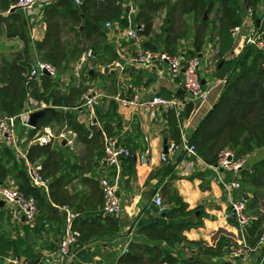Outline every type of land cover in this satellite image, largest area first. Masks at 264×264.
<instances>
[{"label":"crops","instance_id":"obj_1","mask_svg":"<svg viewBox=\"0 0 264 264\" xmlns=\"http://www.w3.org/2000/svg\"><path fill=\"white\" fill-rule=\"evenodd\" d=\"M14 1L0 0V61L3 59L10 60L23 51L25 46L21 34L23 33L28 40L32 62L39 58L38 51L34 48V40L42 37L45 23L38 8L28 11L15 6L12 9L13 6L10 7V5ZM139 2L140 0H122V5L129 6L127 12L122 10V13L127 16V24L113 22L107 28L98 49L93 50L92 47L88 46L93 52L92 56L86 57L85 60L82 59L83 53L89 49L87 48L79 56L70 57L67 67L59 72L54 85V88L63 94L68 93L73 85L77 86L80 83H83L84 86L94 85L100 98L95 108L99 110L103 118L108 112L110 125L117 131L116 136L120 141L118 142L127 146L134 154L131 159L123 160L124 158H122L118 170L117 168H108L104 165L102 159L96 160L97 148L86 146V143L82 141L77 132L65 124L45 125L31 134L33 127L26 126L22 128L19 121L14 123L17 134H20L18 125L21 130H26L25 137L27 139L25 141L22 138V142H20L22 150L28 148L29 140L33 135L49 130L52 133L49 141L51 145L62 149L67 148L65 149L66 154L62 171L66 170V166H68L67 160L72 161L74 156L78 157L75 164L80 166L75 168L74 173L71 172L75 176L64 186L71 195L70 204H58L49 197L48 188L40 189L45 204L41 210L40 218L33 225L23 219L24 215L20 212L16 203L0 199V233H5L11 238H22L23 247H28L34 253V260L38 259V264H118V255L125 252V248L128 249V245L132 241L159 245L170 250L173 255L176 254V249H184L182 240L171 237L173 244L170 245L168 240L148 234L151 230L149 225L154 223L153 229L154 227L158 229V224H164L168 226L165 228L166 230L177 233L179 229L169 226L170 224L196 220L199 210L193 214L178 215L177 217H170L166 212L173 206V202L168 201V198L174 191H177L183 200L188 203V208L199 206L206 212L202 226L181 230V233L185 234L188 239L202 238L210 241L218 228H224L234 237H237L239 232L233 217L226 215L229 212V195L223 183L224 180L230 177L228 172L220 169L215 170L199 155V159L195 161L191 173L183 174L180 170L171 166L177 155L168 162H163L160 160L159 154L164 150L166 143L171 140H180L181 137L189 140L195 126L216 100L222 88L236 79L247 66L250 57L245 54V49H251V47L242 45V43L238 45L235 40L233 47L220 58L216 53L218 49L215 40L206 37L202 47L199 50L195 49L193 45L195 33L194 14L193 12L186 13L184 15L187 24L186 35L173 46V51L180 52L186 48L197 51L196 55L201 60L198 74L205 90L204 95L195 101H191L193 109L188 116L183 117H179L178 112L173 108H161L155 117H151L142 106L120 105L116 98L121 95L131 97L138 94L140 97H147L157 93L164 96H177V93H180L181 95H178L180 98L187 96L186 92L179 91L181 88L180 78L172 79L169 76L168 64L165 59H159L149 64L131 61L133 54L144 49H150V47H146L145 43L146 40L151 38V35L140 33L139 39L135 41L127 39L124 34L125 28L129 26L130 21H133ZM5 4H8L6 9L2 7ZM247 8H241V28L252 22V20L255 24H259L264 19V0L257 2L255 7L256 16H253L252 9V18L248 15ZM13 12L17 15L12 16L11 13ZM158 14L164 19L165 9L158 11ZM160 17L158 15V27L155 28L158 32L163 23ZM19 19L21 25L18 24ZM257 19H259L258 23L256 22ZM9 21L17 23L10 35H8ZM68 25L65 24L62 29V39L66 40L65 32L69 31L71 33L69 39L74 42L77 38L74 32L68 29ZM75 27L77 28L76 25ZM78 39H80V46L83 44L88 45V41L81 35ZM163 48L164 41L159 39L156 49L163 50ZM115 61L120 62L121 66L116 65ZM82 74L85 77L84 80L81 79ZM77 100H80V96ZM52 106L54 109L57 107ZM168 109L171 110L167 111ZM75 110L77 111V120L87 128L88 134L92 133L90 127L96 126L102 132L104 140L109 137L102 127L101 120L97 119L96 123H90L92 114L86 105H79ZM2 146L7 147L5 142L0 139V161L6 162V166L10 171L7 178L18 188L16 182L18 181L16 177L17 168L21 167L29 180L26 160L13 151L17 163L13 165V159L7 160V153L5 149L2 150ZM145 149L149 151L147 160L144 162L140 161L138 156ZM262 156L264 154L254 158L250 163ZM177 157L179 158V156ZM108 174L111 177H117L120 210L117 213H102V215L111 216L110 220H104V218L98 216V211L103 203L98 179L100 176ZM90 177L97 179L98 184H95ZM15 178L16 181H14ZM155 191L162 194L165 201L164 208H159L153 203L152 196ZM239 194H243L239 188L232 193L234 197H238ZM244 195L246 194L242 196ZM77 204L82 207L80 212L76 210ZM62 206L76 212L73 219L75 224L83 216H87L88 223L90 221L89 216L92 214V216L97 215L105 227L103 233L94 230L85 235L83 239H79L77 243L72 245L69 256L65 258L60 255L58 250V240L63 230L67 212ZM13 211L18 216L13 215ZM254 216L255 218L247 226L245 233V241L249 244H253L252 242L260 238L258 237L259 232L264 230V218L260 221L256 214ZM43 218L45 221H43ZM228 219H232L234 223L228 221ZM258 220L259 222H257ZM111 224L113 225L111 226ZM93 225L99 227L100 230L102 229L95 222ZM12 255L10 251L6 256L11 257ZM6 256L0 258V264H9L8 259L5 258ZM20 256L25 257L24 255ZM261 256L262 251L258 250L240 258V262L241 264H253L260 260Z\"/></svg>","mask_w":264,"mask_h":264},{"label":"trees","instance_id":"obj_2","mask_svg":"<svg viewBox=\"0 0 264 264\" xmlns=\"http://www.w3.org/2000/svg\"><path fill=\"white\" fill-rule=\"evenodd\" d=\"M258 1L140 0L133 22L143 24L140 33L151 35V38L146 40V47L156 48L158 40L162 39L164 41L163 50L173 53V46L180 42L187 32L184 15L193 12L195 23L193 45L195 49L199 50L206 37H209L215 40L218 49L216 53L221 58L234 45L232 30L234 27L242 25L241 8L250 6L253 9V16H256L255 7ZM121 2L122 0H79V2L75 0H53L43 4L41 15L45 28L42 37L34 40V48L38 51L39 58L51 62L58 69L60 67L64 69L67 67L70 57L79 56L84 49L89 48L88 46L92 47L93 50L98 49L100 41L108 28L105 25L107 21L118 22V24H127L128 22L127 16L122 13V10L127 12L129 6L122 5ZM2 7L6 9L8 4ZM163 9H165V17L158 32L154 28V18L158 11ZM11 15L15 16L17 14L13 12ZM18 21V24L21 25L20 19ZM65 24H69L68 29L74 32L77 38L76 41L62 39V29ZM14 25L16 26L17 23L8 22V35L11 34V31H14ZM21 34L25 42L23 51L10 60L3 59L0 61V116L17 115L25 107L27 94L29 93L38 101L42 100L46 104L57 106L54 110L48 111L38 118L31 134L45 125L65 124L77 132L82 141L86 143V146L97 148L95 158L96 160H101L104 144L102 132L96 126H91V136L87 137L89 131L83 123L77 120V111L75 109L81 103L77 99L86 86L83 83L77 86L73 85L68 93L63 94L54 88L57 78H53L48 74L40 76V88L36 82L31 85L26 84L24 73L32 62L28 49V40L23 33ZM80 35L88 41V45H79L80 39L78 37ZM251 49H245V54L250 57L247 66L236 79L222 88L216 100L199 120L189 138L195 144L198 155L209 164L216 162L218 154L224 146L234 148L236 155L241 156L249 149V145L245 142L246 140L253 145L264 141V51L252 47ZM180 52L184 58L197 53L196 50L189 48ZM81 79H85L83 74ZM178 95L180 96L181 94L177 93ZM192 109V102L189 101L177 115L179 117L188 116ZM95 110L106 135L116 136L117 131L110 125L108 112L103 118L99 110L97 108ZM169 110L171 109L167 111ZM16 120L19 121L18 118ZM117 123L119 124L118 119ZM18 135L20 136L19 133ZM117 140L119 141L118 137ZM4 149L7 153V160L9 161L12 158L13 165L14 163L17 164L13 149L8 146H2V150ZM65 149L57 148L51 145L50 142L44 144L36 142L30 144L26 152L29 160L39 161L41 172L44 176L50 178L48 184L49 197L58 204H70L71 195L64 186L75 176L73 174L75 168L80 167L75 164L78 157L74 156L72 161L70 159L67 160L68 166L65 165L66 170L62 171L66 154ZM132 157L133 155H130L124 157L123 160L131 159ZM9 173L6 162L0 161L1 183L10 180L7 178ZM16 177L18 181H16V178L14 181L17 182L18 189L22 190L26 196L34 197L42 210L45 201L40 191L41 188L30 183V179L28 180L21 167L17 168ZM90 179L95 184H98L97 179L91 177ZM239 181L241 184L239 190L247 195L245 198L247 210L253 215L256 214L261 221L264 218V211H262L264 209V156L248 167L243 166L240 169ZM168 201L173 202V206L166 210L170 217L189 215L199 210L196 220L170 224L169 226L178 228L179 231L177 233L172 231L168 237L163 234L164 229L168 226L158 224V229H155L158 231L154 233V223L149 225L153 231L150 230L148 234L164 238L169 241L170 245L173 244L171 237H176L182 240L184 247H188L191 252L185 254L183 249L178 248L177 253L173 255L165 247L141 241H132L129 243L127 251L118 255V264H241L240 258L231 259L225 256L226 245L232 240L236 241L238 233L237 237H234L224 228H218L210 241L202 238L188 239L185 234L181 233V230L202 226L206 212L199 206L188 208V203L183 200L177 191H174L169 196ZM76 210L78 212L82 210L80 204L76 205ZM102 213L104 212H102L100 206L98 216L104 218V220L111 219V216L102 215ZM39 218L40 215L38 216ZM89 219L90 221L87 223V216H83L79 221L76 219V224L73 220L74 227L80 232V240L94 230L100 231V233L104 232L105 227L97 215L92 216L90 214ZM228 221L233 222L232 219H228ZM94 222L100 225L102 229L95 227L93 225ZM263 231L259 232L258 237L262 236ZM23 244L22 238H11L5 233H0V258L11 251V254L15 256L24 255L27 259L34 261V253L28 247H23ZM261 264H264V260Z\"/></svg>","mask_w":264,"mask_h":264},{"label":"built area","instance_id":"obj_3","mask_svg":"<svg viewBox=\"0 0 264 264\" xmlns=\"http://www.w3.org/2000/svg\"><path fill=\"white\" fill-rule=\"evenodd\" d=\"M53 0H15L10 5L22 8L24 10L31 11L38 8L41 14V7L43 4H47ZM79 2V0H75ZM248 15L252 18V8L248 6ZM263 22V24H262ZM113 23L107 21L106 27H110ZM143 27L142 23H134L130 21L129 26L125 28V37L129 40H138L140 37V29ZM234 41H237L239 45H248L254 49L264 51V19L259 23L255 24L254 20L247 25H244V30L241 32V26L234 27L232 30ZM235 36V37H234ZM93 52L89 48L83 55L82 59L92 56ZM165 59L168 64V74L172 79L180 78L181 87L184 88L187 96L180 98L175 95L164 96L161 94L153 93L147 97H140L138 94L133 96L121 95L116 98L120 105H134L142 106L151 117H155L158 110L161 108H173L176 112L182 110L185 104L189 101H195L202 97L205 90L200 82L198 70L201 64L200 57L193 55L188 58H184L180 52H167L166 50L158 49H144L131 56V61L149 64L153 61ZM116 65L121 66L120 62L115 61ZM45 71L53 78H57L59 75L58 68L49 61L43 59H36L32 61L30 67L25 71V83L28 85L37 83L40 88V76L46 74ZM99 92L96 87L92 84H88L80 94V105H86L91 112L90 123L94 124L97 122V115L95 113V106L99 102ZM45 102L38 101L32 97L29 93L27 94V100L25 107L17 115H2L0 116V139L5 142L15 153L21 155L26 160V170L30 179V183L34 186L40 187L41 189L48 188L49 178L44 176L41 172V165L38 160H29L26 156L27 148L22 150L18 134L15 130L14 121L16 118L19 119L23 125L30 126L28 124L29 113L35 109L44 107ZM89 136L91 133L88 134ZM52 133L49 130H45L41 134H35L29 140V145L32 143L44 144L51 140ZM148 149H145L138 158L140 161H146L148 156ZM134 155L131 150L120 144L115 136L106 137L103 144V156L102 161L108 168L119 169L122 158ZM179 156V158L177 156ZM247 153L237 156L235 149L230 146H224L217 157V160L213 164H209L215 170H224L229 173L230 177L224 180V187L229 195L228 205L229 212L227 216H232L238 227V239L231 241L226 245L225 256L231 259L243 258L258 250L262 251L261 259L254 262L253 264H261L264 260V231L262 236L253 244H249L245 241V233L247 226L255 218L247 210L245 198L241 195L234 197L233 191L238 189L241 184L239 181L240 169L245 165L247 159ZM176 156V158H175ZM172 157L176 160L173 161V168H177L183 174L191 173L195 161L199 159L195 144L190 140L181 137L180 140H171L166 143V150H162L159 154L160 160L168 162ZM99 184L103 194V203L101 205L102 212L117 213L120 210V198L117 193V177L103 175L100 176ZM0 199L14 202L17 204L20 212L25 216L26 220L30 224L37 222L38 216L41 214V209L38 206L36 199L32 196H26L24 192L15 187L12 181H7L0 184ZM153 203L159 208L165 207V201L162 194L159 191H155L152 196ZM66 209V217L64 219L63 230L58 240V250L62 257H67L70 254L72 245L78 242L80 232L73 225V219L76 212L69 210L66 206H62ZM13 215L18 216L15 211ZM43 221L44 218H43ZM124 251H127L125 248ZM185 254H188L190 249L184 247ZM9 264H35L34 261L27 259L22 256L12 255L11 257L6 256Z\"/></svg>","mask_w":264,"mask_h":264},{"label":"rangeland","instance_id":"obj_4","mask_svg":"<svg viewBox=\"0 0 264 264\" xmlns=\"http://www.w3.org/2000/svg\"><path fill=\"white\" fill-rule=\"evenodd\" d=\"M125 6H127L126 4H125ZM162 14H164V13H162ZM158 15H159V17H160V14H156V17L154 18V28H156L157 29V27H158ZM160 19L162 20V22H163V17L161 18L160 17ZM65 36H66V39H69V37L71 36V33L69 32V31H67V32H65ZM150 49H156V48H150ZM100 87V86H99ZM45 106H49V104H46ZM52 106V105H51ZM18 122V120H15L14 121V123H17ZM22 124V123H21ZM20 124V121H19V125L23 128V127H26L27 125H24L23 126V124L21 125ZM18 125V128L20 129V135L21 136H19V140H20V142H22V138H24V140L26 141V139H27V137H25L26 136V130L25 129H22L21 130V127ZM248 145H249V149H248V151L246 152L248 155H247V159H246V161H245V167H247V166H249V164L251 165L252 163H250L254 158H256V157H259V156H261V154H264V141L262 142V143H260V144H252V143H249V141L248 140H246L245 141ZM254 154V155H253ZM259 155V156H258ZM157 227H154V233H156L158 230H155ZM152 230V231H153ZM170 232L171 231H168V230H164L163 231V234H165L166 236H168L169 234H170ZM185 246V245H184ZM181 249V248H180ZM177 250V249H176ZM191 251H189V253H190ZM193 252V251H192Z\"/></svg>","mask_w":264,"mask_h":264},{"label":"water","instance_id":"obj_5","mask_svg":"<svg viewBox=\"0 0 264 264\" xmlns=\"http://www.w3.org/2000/svg\"><path fill=\"white\" fill-rule=\"evenodd\" d=\"M14 8H15V6H13L12 9H14ZM256 22L258 23L259 19H257ZM243 30H244V26H242L241 32H243ZM58 70H59V72H62L63 67H60ZM45 73L48 74L46 71H45ZM179 91L183 92V93L185 92L184 88H182V87L180 88ZM52 110H54L53 106H44V107H41V108H38V109H35V110L31 111L29 113L28 124L31 127H35L36 124H37L38 118L43 116L46 112L52 111ZM164 149L166 150V145H165ZM243 197L246 198V195H244ZM107 214H110V213L107 212ZM23 219H26L25 216L23 217ZM34 262H35V264H38V259L34 260Z\"/></svg>","mask_w":264,"mask_h":264}]
</instances>
